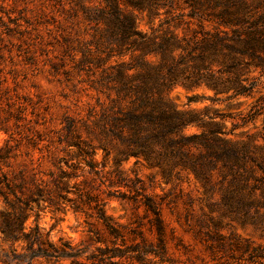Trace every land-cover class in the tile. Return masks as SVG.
Returning a JSON list of instances; mask_svg holds the SVG:
<instances>
[{"label":"trees","instance_id":"16d2710c","mask_svg":"<svg viewBox=\"0 0 264 264\" xmlns=\"http://www.w3.org/2000/svg\"><path fill=\"white\" fill-rule=\"evenodd\" d=\"M8 18L0 16L7 35H23L18 20ZM141 19L148 31L140 28ZM75 23L89 28L90 39L79 41L71 57L81 82L97 95L99 109H92L90 122L70 123L66 138L41 147V124L29 119L19 83L11 91L0 75V131L9 135L0 148V233L10 245L0 254L1 264H187L176 256L182 244L163 218L164 200L145 194L140 178L120 168L130 158L160 168L167 180L185 171L194 175L210 212L218 214L210 217L214 229L202 220L198 230L213 260L264 264L263 245L226 235L220 226L229 218L264 237V133L231 137L224 116L206 119L170 98L178 87L206 88L227 101L254 97L253 74L264 76V0H75ZM263 99L249 121L260 114ZM190 127L202 132L186 134ZM61 146L75 149L73 171L56 157ZM98 150L100 164L94 160ZM111 156L115 167L106 171ZM48 161L53 169H45ZM73 179L81 181L72 185ZM104 193L143 209V217L114 219ZM67 208L87 217V245L54 243L40 228L43 210ZM30 217L35 220L27 230ZM16 243L22 253L13 249Z\"/></svg>","mask_w":264,"mask_h":264},{"label":"rangeland","instance_id":"374dc122","mask_svg":"<svg viewBox=\"0 0 264 264\" xmlns=\"http://www.w3.org/2000/svg\"><path fill=\"white\" fill-rule=\"evenodd\" d=\"M0 16H4L6 22H9L8 16L17 19L21 25L20 31L23 35L8 36L4 28L0 27V75L8 80L6 86L11 91L16 82L19 83L18 93L28 99L29 119H33V122L38 120L41 124L38 129L44 141L40 146L44 147L50 142L66 138V127L70 123L75 126V122L79 125L90 122L92 109H99L97 95L89 88L88 83L81 82L82 78L78 76L75 61L71 57L75 54L79 41L87 42L90 39L87 32L89 28L75 23V0H0ZM158 24L159 21L156 22ZM10 25L15 28L14 24ZM140 28L149 30L146 21L142 19ZM114 61L115 59L111 62ZM253 76L258 78L254 97L227 101L226 95L215 96L214 92L206 88L188 90L178 87L171 92L170 98L179 109L195 111L206 119L215 114L224 116L226 130H234L231 137L247 139L248 135L260 136L264 133V99L258 105L262 107L260 114L254 120H249L257 100L264 96V76L260 77L258 72ZM84 78H87L86 74ZM190 98L193 101L190 102ZM246 120L248 122L244 124ZM235 124L237 127L234 128ZM201 132L202 129L198 127L186 130V134ZM8 137V134L0 131V148ZM83 137L87 138L85 132ZM26 150H30L36 159L40 156L39 150L23 148L22 152ZM59 150L56 157L66 162L63 168L73 171L78 162L75 149L65 151L64 146H61ZM103 157V152L98 150L94 160L100 164ZM24 158L15 163L16 168L20 167ZM114 167L111 156L106 171ZM49 168L53 169L51 161L45 164V169ZM120 168L127 177L133 180L137 176L140 178L142 183L139 184H143L145 194L154 196L159 201L164 200L163 218L182 244L181 253L176 251V256L187 264H228L224 259L213 260L198 235L200 222L205 220L214 229L210 217L218 219V214L210 212L203 189L192 173L181 172L178 177L167 180L160 168L152 167L144 159L136 158L123 162ZM79 181L73 179L72 185ZM102 189L106 190V187L103 186ZM121 192L131 195L127 189H122ZM69 197L74 198V195ZM102 198L106 202L107 214L121 223H128L134 214L141 217L144 215L143 209H136L131 203L121 200V197H108L104 193ZM34 220V217H30L26 221L27 230L34 224ZM38 224L54 243L62 239L74 246L88 244L87 217L82 213H75L69 208L66 211L46 209L41 212ZM220 226L222 233L226 235L234 233L264 246V237L253 227H243L229 218L221 221ZM205 230L207 229L204 227L202 232ZM13 249L22 253V244H14ZM9 250L10 245L2 239L0 233V254ZM35 264L46 263L39 260Z\"/></svg>","mask_w":264,"mask_h":264}]
</instances>
